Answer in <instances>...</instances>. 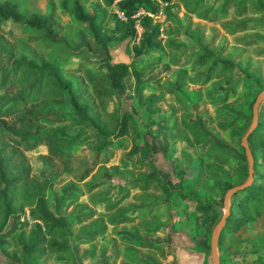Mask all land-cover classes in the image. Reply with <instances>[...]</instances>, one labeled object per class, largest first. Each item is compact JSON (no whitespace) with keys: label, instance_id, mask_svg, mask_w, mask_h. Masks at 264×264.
I'll list each match as a JSON object with an SVG mask.
<instances>
[{"label":"rangeland","instance_id":"obj_1","mask_svg":"<svg viewBox=\"0 0 264 264\" xmlns=\"http://www.w3.org/2000/svg\"><path fill=\"white\" fill-rule=\"evenodd\" d=\"M2 1L4 0H0ZM15 1L24 18L33 13L47 16L53 13L54 17L49 19V24L58 39L31 41L28 35L36 30H25L23 22L7 20L3 27L12 29L16 34L15 38H8L12 51L0 48L2 61L8 64L20 57H28L38 62L46 59L55 63L67 78L76 83L75 77L78 74L72 72L71 68L84 57L90 67L106 69L107 61L130 63L136 60L134 68H137L144 62L145 57L157 56L155 52L143 51L135 56L132 46L137 38L134 40L130 35L114 37V40L107 38L115 23L113 12L117 11L116 3L103 7L102 0H79L84 11L98 14V19L106 10L104 21L98 25L100 33L96 38L91 34L87 22L79 21L63 9L62 4L74 6L75 0ZM201 1L219 7L223 0ZM243 1L245 4L264 2ZM195 2L196 0H188L189 4ZM170 8L173 19H166L163 12H158L153 18L164 27L162 41L166 44L171 42L172 46L177 44L176 50L163 48L160 64L145 76L130 68L129 74L122 77L120 86H115L112 82L114 93L107 99L108 111L128 113L135 125V141L140 145L133 160L125 157L135 143L129 134L126 145L121 148L112 149L105 145L98 155V160L102 162L95 164L84 179H78L86 165L93 161L96 147L104 140L99 130L104 129L106 136H112L115 132V118L111 121L113 116L106 112H101L94 124L78 113L71 114L70 109H65L67 114H71L66 119H41L40 130L61 129L70 137L63 143L74 155V163L68 172L56 174L58 167L46 163L40 157L47 152L43 144L32 150H22L25 154L23 164L29 167L32 175L45 183V196L50 208L54 213L65 215L74 248V254H54L46 257L42 264H119L121 261L124 264H137L129 259L132 253L141 256L139 264H211L210 234L225 212L224 193L230 186L241 183L248 172L246 154L236 141H240L249 127L254 97L264 87V25L260 23L264 20V14L250 12L234 17V11H230L226 20L232 19V23L250 21L253 25L252 29L229 33L219 21L203 19L188 12L183 0H171ZM117 13L122 16L118 11ZM138 13L144 14L142 10ZM139 17L136 18L138 30ZM174 26L180 27L179 32L164 33L166 28ZM249 39H257V42L244 44ZM201 45H205L214 54L234 60L239 67L231 72L227 71L224 76L212 77L207 82L198 80L211 63L210 59L201 60L205 54L200 49ZM193 50L200 51L193 55ZM190 56H194L195 61L185 64L171 61L177 57L181 60ZM156 78L161 84L174 87L175 93H166L158 106L147 108L144 100L140 98V92L146 96L150 89L161 88L160 83L154 81ZM140 84L145 85L141 91ZM86 101L87 99L82 100ZM225 111V118L219 121L224 122L235 117L237 119L234 127L221 131L217 119L211 120V117L219 116ZM259 115L260 118L264 117V99L260 103ZM182 118L199 122L201 127L197 130L202 128L204 141L193 145L183 140L185 136L191 138V131L182 124ZM230 133L236 136V141L230 139ZM209 143L221 144L224 149L220 150V154L228 156L229 160L222 163L209 155L200 156V152ZM110 152L112 155L105 159ZM186 152L192 154L193 160L187 157ZM146 162H154L157 168L155 174L172 190L168 197L164 191L130 190V196L123 199L118 210L124 209L135 214L136 219L116 226L109 224L103 235L95 240L81 242L80 239L87 237L88 231L98 225L100 217L107 219L112 214V210L96 205L94 201L102 194L113 199L120 197L125 190H129L135 179L152 173V167L146 165ZM140 164L144 167L138 168ZM15 166L20 168L21 164L15 162ZM201 168L213 169L218 173L207 174L199 181L196 175ZM93 183L97 185L91 187ZM180 192L187 196H181ZM243 194L239 190L230 198L234 217L226 221L219 234L220 264H252L264 252V244L259 251H256L258 245H252L256 234L264 229V211L254 215L257 203H252L243 213L237 200ZM197 196L200 198L199 202L211 204L208 211L199 209L195 199ZM162 198L165 200L162 205L155 209L150 208L151 201ZM71 200L73 201L70 202ZM94 208L97 216L92 221L73 223L72 220L77 216ZM20 218L28 219V226L34 222L27 207ZM10 222L9 218L7 226ZM147 226H157V229L145 231L144 227ZM4 229L0 228V264H23L22 257L20 260L13 258V245L10 238L3 236ZM130 238L162 242L167 254L162 257L157 250L154 252L121 241ZM115 246H119V249Z\"/></svg>","mask_w":264,"mask_h":264},{"label":"trees","instance_id":"obj_2","mask_svg":"<svg viewBox=\"0 0 264 264\" xmlns=\"http://www.w3.org/2000/svg\"><path fill=\"white\" fill-rule=\"evenodd\" d=\"M102 1L103 7L116 3V9L122 15L120 17L117 11L113 12L115 23L107 38L114 40V37L120 38L124 37L125 34L130 35L134 40L137 38V41L132 46L135 56L140 55L142 51L146 53L155 52L157 56L145 57L143 59L144 62L137 68H134L137 63L136 60L130 63L107 61L106 69L90 67L86 63V57H84L77 65L71 68L72 72L78 74L75 77L76 83L72 79L67 78L55 63L46 59L38 62L28 57H20L8 64L2 61L0 56V228L4 229L6 226L3 230V236L11 239L13 245L12 256L17 260L22 257L23 264H42L45 262L46 257L54 254H74L71 234L66 224L65 215L52 211L45 196V183L32 175L29 167L23 164L25 154L22 150H32L41 144L46 146L47 152L41 154L40 157L46 163L58 167L56 174L70 171L74 163V155L63 146V143L69 140L70 137L61 129L40 130L41 119L61 120L70 117L71 114L78 113L84 119L90 121L91 124H94L95 119L100 116L101 112L112 115L111 121L115 118L114 125L116 129L112 136H106L104 129L99 130L102 133L101 135L104 136V140L96 147L95 157L91 164L86 165L81 174L78 175V179H84L89 175L95 164L102 162L98 160V155L105 145L110 146L112 149L121 148L126 145V139L129 134L134 138V141L136 140L135 125L131 122L132 119L129 114L107 110V99L114 93L112 82L115 83V86H120L123 82L122 77L129 74L130 68L139 71L143 76L147 75L160 64L162 53H164L161 52L163 48H170V51H174L177 48V44L172 46L171 42L166 44L162 41L161 35L164 27L153 18V15L163 12L166 19H173L170 8L171 0ZM183 1L188 12L195 13L203 19L219 21L229 33L252 29L253 25L250 21L232 23V19L226 20L225 18L230 11H234V17H241L250 12L264 14V2L261 1L254 4H245L243 0H223L219 7L215 6V4L208 5V3L201 0H196L192 4H189L188 0ZM98 5L101 6V4ZM62 7L73 14L79 21L87 22L94 37L97 38L99 36L100 29L98 25L104 21L106 10L98 19V14L85 12L79 0H75L74 6L64 3ZM201 7L204 8L202 9ZM140 10L144 14L140 15L138 13ZM53 17V13L48 16L33 13L29 17L24 18L15 0L0 2V48L12 51L8 38L16 37L12 29L3 27L4 22L7 20L23 22L25 30H36L35 33L28 35V39L31 41L37 39L57 40L58 37L49 24V19ZM137 17H139L140 30L137 29ZM260 23L264 25V20ZM179 28V26L169 27L166 28L164 33H177ZM7 33L9 35H6ZM255 42H257V39H249L245 40L244 44L248 45ZM200 49L205 52L201 60H211L207 71L198 78L202 82H207L215 76H224L227 71L231 72L234 68L239 67L234 60L214 54L207 50L205 45H201ZM198 51L200 50H193L192 54L195 55ZM193 57L190 56V58H182L181 60L177 57L171 61L175 64H185L195 61L196 58ZM154 81L160 83L157 78ZM160 87L158 90L150 89L149 94L143 96L141 89H144L145 85L140 84V98L144 100L147 108L158 106V103L164 99L166 93H175V88L166 83H160ZM80 98L82 100L87 99V101L82 102ZM65 109H70L72 111L71 114H67ZM226 114L227 112L225 111L219 116L211 117V120L217 119L221 131L232 127L237 119L235 117L228 121H219V119H224ZM182 124L191 131V138L185 136L183 138L184 141L193 145L204 141L201 134L202 128L197 130L198 127H201L198 121L182 118ZM230 139L236 141V136L230 133ZM248 143L254 156V179L249 186L240 190L244 194L237 200L243 209V213L249 209L250 205L252 206V203H257L254 212V215H257L262 214L264 211V117L260 118L259 115L258 124L249 135ZM236 144L238 147H243L240 141H236ZM139 145L135 141L132 148L126 152L125 157L133 160L134 155L138 153ZM221 149H224L221 144L209 143L200 152V156L209 155L222 163L227 162L229 157L222 156L220 154ZM111 155L112 152L105 159H108ZM186 155L193 160L190 152H186ZM15 162L21 164L20 168L15 166ZM143 164H140L138 168L144 167ZM146 165L152 167V173L135 179L129 190H125L120 197L113 199L109 195L102 194L94 201V204L103 205L107 210H112V214L107 219L100 217L98 225L90 229L87 233L88 236L80 239L81 242L95 240L103 235L107 231L109 224L117 225L136 219L135 214L124 209L122 211L118 210L123 199L130 196V190L164 191L166 192V197H168V193L172 190L160 176L155 174L157 168L154 162H146ZM214 173L217 174L218 172L213 169L204 170V168H201L196 176L200 181L205 175H214ZM95 185L97 184L93 183L91 187ZM180 195L183 197L187 196L182 192H180ZM195 199L198 201L200 210L208 211L211 207V204L199 202V196ZM164 202V198L154 200L150 202L149 206L155 209ZM26 207L30 216L34 219L30 226H28V219L21 220L20 218ZM245 215L244 217H246ZM96 216V209L94 208L84 214H80L72 221L73 223L88 222L92 221V218L94 219ZM233 217L234 210L231 208L227 220ZM9 218L11 222L7 226ZM154 229H157V226L144 227L145 231ZM121 241L127 243V245L133 244L138 248L150 249L154 252L157 250L162 257L167 254L164 243L152 239L130 238L121 239ZM263 244L264 229L256 234L252 245H258L256 251H259ZM115 247L119 249V246ZM139 257H141L139 254L132 253L129 255V259L136 261L137 264L140 263ZM6 264L9 263L7 262ZM119 264H124V261ZM252 264H264V252H262V255H258L252 261Z\"/></svg>","mask_w":264,"mask_h":264},{"label":"water","instance_id":"obj_3","mask_svg":"<svg viewBox=\"0 0 264 264\" xmlns=\"http://www.w3.org/2000/svg\"><path fill=\"white\" fill-rule=\"evenodd\" d=\"M263 99H264V87L254 97L252 108H251V111H252L251 123L249 127L245 130V132L243 133L240 139V144L243 146L244 152L248 160V172H247L246 178L241 183L232 185L226 189L224 193V198H223L225 212L217 220V222L215 223V225L213 226L211 230V234H210L211 264H220V257L218 253V238H219L220 231L222 227L224 226V224L226 223L227 218L231 211V202H230L231 195L249 186L254 179V156H253L252 149L250 148L248 144V137L258 124L259 106H260V103L263 101Z\"/></svg>","mask_w":264,"mask_h":264},{"label":"crops","instance_id":"obj_4","mask_svg":"<svg viewBox=\"0 0 264 264\" xmlns=\"http://www.w3.org/2000/svg\"><path fill=\"white\" fill-rule=\"evenodd\" d=\"M43 146H45V145H43ZM46 147V146H45ZM124 223V222H123ZM118 225V224H117ZM112 226H116V225H112ZM108 229V228H107ZM107 232V231H106Z\"/></svg>","mask_w":264,"mask_h":264}]
</instances>
